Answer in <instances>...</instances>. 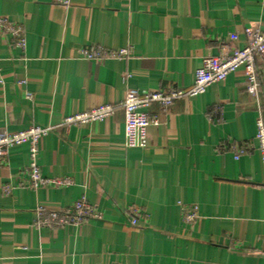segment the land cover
I'll use <instances>...</instances> for the list:
<instances>
[{"label": "crops", "instance_id": "0c3cea01", "mask_svg": "<svg viewBox=\"0 0 264 264\" xmlns=\"http://www.w3.org/2000/svg\"><path fill=\"white\" fill-rule=\"evenodd\" d=\"M0 0V17L22 25L25 51L0 33V133L55 127L39 143L43 177L69 185L31 188L27 144L0 163V264H264V57L258 99L244 68L204 94L154 104L147 148H128L125 113L60 126L65 117L137 94L189 89L206 57L247 46L264 30V0ZM129 49L89 61L82 50ZM30 94L31 97H28ZM261 108V110H260ZM250 142L248 153L237 149ZM11 188L3 193V186ZM80 199L103 217L80 226L38 225L39 209ZM198 207L187 224L182 206ZM129 207L147 213L130 223Z\"/></svg>", "mask_w": 264, "mask_h": 264}, {"label": "built area", "instance_id": "2783aa9c", "mask_svg": "<svg viewBox=\"0 0 264 264\" xmlns=\"http://www.w3.org/2000/svg\"><path fill=\"white\" fill-rule=\"evenodd\" d=\"M67 6L68 0H60ZM0 33L12 39L16 48L25 51L27 46L26 32L22 25L15 23L7 17H0ZM248 44L243 49H235L229 56L206 57L200 69L196 71L195 81L189 89L169 87L167 90L152 91L137 94L128 91L124 101L118 106L104 105L91 109L84 113L65 117L60 126H82L95 121H103L112 116L118 108L125 113V142L128 148H147V130L152 125H158L159 119L150 114V107L154 104L163 107L172 106L177 100L187 97H197L206 92L213 84L220 83L239 68H244L247 77L246 89L256 99L260 96L261 83L258 78L256 63L258 58L264 57V30L253 27L247 30ZM129 49L107 50L101 47H87L82 50V55L89 61H105L108 59H125L130 56ZM4 79L0 66V84ZM31 97L30 94H27ZM261 110V108H260ZM55 127L31 126L21 131H3L0 133V163L7 162L11 148L27 144L29 146L30 161L26 168L29 185L31 188L44 186L69 185L70 180H54L43 177L39 165V143ZM256 141L264 163V118L259 114L257 120ZM251 143L246 142L239 147L236 158L248 153ZM3 193L10 194L11 188L3 186ZM182 218L187 224H193L199 219L198 207L183 205ZM127 212L130 223L138 225L140 220L147 219L148 215L137 207H129ZM103 217L97 206L90 204L85 199L76 201L65 209H39L38 225L48 228H65L67 226H80L90 221L99 220Z\"/></svg>", "mask_w": 264, "mask_h": 264}]
</instances>
